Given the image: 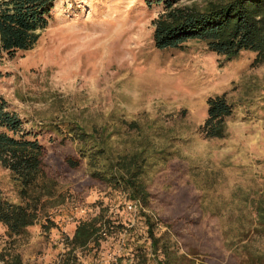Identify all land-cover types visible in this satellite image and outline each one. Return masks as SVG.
I'll return each mask as SVG.
<instances>
[{
  "label": "rangeland",
  "instance_id": "obj_1",
  "mask_svg": "<svg viewBox=\"0 0 264 264\" xmlns=\"http://www.w3.org/2000/svg\"><path fill=\"white\" fill-rule=\"evenodd\" d=\"M148 1L57 0L34 48L0 59V94L25 128L58 121L119 127L121 145L130 148L136 132L119 121L138 123L157 150L169 153L152 160L146 175L150 198L142 214L155 222L153 234L179 254L194 250L205 264H236L225 244L238 237L244 197L264 191V64L254 66L251 52L226 61L196 40L155 49L152 22L164 8ZM221 94L234 107L227 136L207 139L200 130L207 100ZM65 138L39 137L54 165L75 155ZM57 166L65 202L50 210L54 226L45 231L41 220L10 242L0 225V251L14 244L21 264H56L73 227L108 208L126 231L78 252V264H138L130 255L138 245L151 253L138 205L127 211L133 202L122 192L88 187L85 162L75 170ZM7 180L0 171L5 191ZM156 260L149 254L144 264Z\"/></svg>",
  "mask_w": 264,
  "mask_h": 264
},
{
  "label": "trees",
  "instance_id": "obj_2",
  "mask_svg": "<svg viewBox=\"0 0 264 264\" xmlns=\"http://www.w3.org/2000/svg\"><path fill=\"white\" fill-rule=\"evenodd\" d=\"M56 1L0 0V59L34 48ZM180 1H148L149 7L155 4L164 8L152 22L155 49H181L187 41L196 40L226 61L236 59L242 52H251L255 55L254 66L264 64V0H203L188 4ZM233 110L225 94L208 98L206 119L200 129L204 137L225 138V120ZM26 124L0 94V171L6 173L9 189L5 191L0 182V224L7 240L14 242L23 237L41 220V227L50 230L54 226L49 220L50 210L65 202L58 184L57 165L62 163L75 170L85 162L91 182L88 187L97 183L120 191L140 206L151 253L143 246L133 248L130 255L138 264H144L149 254L157 259V264H205L194 250L179 254L168 243H161L162 238L153 234L155 222L148 214H142L149 204L146 175L152 160H165L169 153L157 150L138 123L119 121L120 128L126 126L136 132L130 148L121 145L123 135L119 127L93 126L87 130L75 121L40 123L30 128H25ZM52 133H65L75 144V155H66L59 162L57 159L56 165L49 161L39 140L40 136ZM244 199L246 211L240 212L238 237L225 245L233 252L236 264H264V191ZM108 211L101 208L97 215L77 223L72 236L64 238L67 251L59 255L56 264H78V252L91 246L98 250L108 238L126 231L123 224L112 220ZM259 240L263 242L258 243ZM8 247L0 251V264H21L14 244Z\"/></svg>",
  "mask_w": 264,
  "mask_h": 264
},
{
  "label": "built area",
  "instance_id": "obj_3",
  "mask_svg": "<svg viewBox=\"0 0 264 264\" xmlns=\"http://www.w3.org/2000/svg\"><path fill=\"white\" fill-rule=\"evenodd\" d=\"M137 205L138 204L136 202H133V204L130 203L127 205L126 209H127V211L135 212V210L137 209ZM139 208H140V206H139Z\"/></svg>",
  "mask_w": 264,
  "mask_h": 264
},
{
  "label": "crops",
  "instance_id": "obj_4",
  "mask_svg": "<svg viewBox=\"0 0 264 264\" xmlns=\"http://www.w3.org/2000/svg\"><path fill=\"white\" fill-rule=\"evenodd\" d=\"M0 225H1V224H0ZM75 228H76V226H74V227H73V231L71 232V235H69V237H71V236H72V234H73V232H74Z\"/></svg>",
  "mask_w": 264,
  "mask_h": 264
}]
</instances>
